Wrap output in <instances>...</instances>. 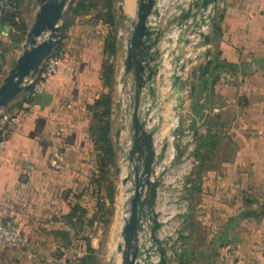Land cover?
I'll return each mask as SVG.
<instances>
[{
    "label": "crops",
    "instance_id": "obj_1",
    "mask_svg": "<svg viewBox=\"0 0 264 264\" xmlns=\"http://www.w3.org/2000/svg\"><path fill=\"white\" fill-rule=\"evenodd\" d=\"M15 1L12 19L24 9L34 10L32 24L24 22L28 31L38 5L35 0ZM137 1L122 0L130 22ZM218 6L208 86L196 83L190 100L185 90V133L198 131L217 142L212 153L202 151L206 167L189 194L185 263L264 264V0H220ZM106 35L107 27L91 16L78 21L63 42L56 74L35 85L31 104L19 96L3 115L7 130L0 144V226H16L24 242L8 246L0 239V264H64V258L55 257L62 243L52 233L67 229L63 218L88 182L82 181L85 167L95 162L90 139L94 121L87 106L103 93ZM18 36L2 24L0 85L21 54L24 42L17 44ZM169 88L161 96H168ZM119 91L112 113L120 109V121L129 123L124 114L128 98ZM194 101L201 117L192 113ZM175 104L173 99L168 105L164 132L176 123L171 112ZM115 126L112 139L119 137ZM71 252L83 256L75 243Z\"/></svg>",
    "mask_w": 264,
    "mask_h": 264
},
{
    "label": "water",
    "instance_id": "obj_2",
    "mask_svg": "<svg viewBox=\"0 0 264 264\" xmlns=\"http://www.w3.org/2000/svg\"><path fill=\"white\" fill-rule=\"evenodd\" d=\"M38 12L28 30L22 51L14 67L0 85V117L20 95L32 92L36 78L45 62L61 43L62 20L72 0H35ZM188 1V2H187ZM220 0H138L127 55L124 60L123 86L131 87L129 121L130 149L124 163L129 173L123 180L127 187V206L122 220V243L117 246L120 264H186L185 242L188 235H179V250L173 237L163 235L164 224L159 221L157 203L164 176L181 164L189 150L186 135L196 143L198 131L185 133L183 122L185 90L194 97L196 83L206 89L213 64L211 36L199 33L201 48L205 49V64L194 67L191 59L196 47L190 49L194 35L208 21L214 24ZM185 3H187L185 5ZM6 21L12 14L5 15ZM173 29L181 32L175 38ZM174 45V48L172 46ZM170 84L169 95L161 96ZM175 117L176 130L168 129L165 114L168 105ZM184 133L179 136L178 130ZM175 155L170 161L168 156ZM190 181H187L189 184ZM188 224L185 226L188 230Z\"/></svg>",
    "mask_w": 264,
    "mask_h": 264
},
{
    "label": "trees",
    "instance_id": "obj_3",
    "mask_svg": "<svg viewBox=\"0 0 264 264\" xmlns=\"http://www.w3.org/2000/svg\"><path fill=\"white\" fill-rule=\"evenodd\" d=\"M17 3L14 0V8L12 11L17 9ZM102 3L104 12L99 11L98 6ZM116 0H72L68 6L67 11L64 14L62 20V33H61V43L56 49L54 54L51 56L53 58L60 59L63 52V42L67 38V33L69 30L83 17H88L94 14V19L101 22L102 25L107 27V35L104 39L103 46V64H102V74L101 80L103 82V93L98 100L95 101L93 105L87 106L88 112H90L94 125L90 129V139L93 143L95 162L94 169L92 171V176L88 183H82L81 192L79 198L75 197V203L71 208L68 215L64 216V223L67 229L54 231L52 234L55 238H60L62 245H58L55 249V257L60 259L64 258V264H98L99 256L97 250L93 247L91 237L88 234V230L93 227L96 222L95 214L91 216V211L85 206L86 196L90 191L92 194L97 195L100 193L105 176L107 174V167L109 163H113L116 157L115 145L112 139V105L113 98L112 94L115 87V74L116 69L114 66V58L117 54L118 49V34L116 31V21H117V11L115 8ZM216 14L214 18V24L212 26L213 37L217 36L219 32V27L217 24ZM2 24H9L10 27L19 34V39L16 40L17 44L24 42L27 26L21 20L19 15H14L13 19L8 23L6 19L2 21ZM45 78L43 72L36 78V84ZM210 78V75L207 77ZM198 85L201 82L197 83ZM197 84L195 85L197 87ZM34 91L28 94H22L24 98V103H32V94ZM194 98V97H192ZM201 107L195 103L192 104V113L201 117L202 115ZM3 116L0 117V144L5 139V132L7 128L2 125L1 120ZM184 125V122L183 124ZM193 129V127H192ZM184 133L183 128L178 130V135L181 136ZM215 136H198L196 140L194 158L197 162L195 166V172L192 174L195 178L200 177L201 173L206 167V156L203 150L208 149L210 153L216 148ZM190 188L194 189L192 184L195 182L192 177L189 179ZM109 203L113 205L114 198L111 193L108 197ZM99 205V204H98ZM99 211L103 209V204L98 208ZM191 210V206H190ZM190 218V213L188 219ZM7 226V225H4ZM190 226V225H189ZM78 245V251L83 253V256H79L76 252H71L73 250V244ZM73 255L75 258L73 260L69 259V256Z\"/></svg>",
    "mask_w": 264,
    "mask_h": 264
},
{
    "label": "rangeland",
    "instance_id": "obj_4",
    "mask_svg": "<svg viewBox=\"0 0 264 264\" xmlns=\"http://www.w3.org/2000/svg\"><path fill=\"white\" fill-rule=\"evenodd\" d=\"M121 4H122V0H116L115 8L117 11L116 31L118 34V40H117L118 49H117V54L114 58V66L116 69V74H115L116 80H115V87L112 94V98H114V100L115 99L118 100L117 97L118 89L120 90L118 92L120 93V96L122 97L127 96L128 98V102L126 104L127 109L125 110L124 114L127 116V119H129L130 121L131 100H130L129 92L131 91V87L128 86L125 88L123 86V74H124L123 63L127 55L128 39L130 37V32H131V22L123 15ZM98 9L99 11L104 12L102 3L100 4V6H98ZM33 12L34 10L32 9H26V10L24 9L22 12L23 14H21L20 17L21 20L23 22H26L28 20L29 24H32ZM91 18H94V14L91 15ZM80 20H84V17L81 18ZM120 100L122 99L120 98ZM120 100L119 102H121ZM6 111L7 109L3 110L1 116H3L6 113ZM113 114L114 113H112V117ZM114 115L115 118L111 119L112 126L114 127L117 124V126L115 127L118 128V132H119V137L116 139L114 136L113 138L115 141L114 145L116 150V157L113 163L108 164V167L106 169L107 174L105 176L103 187L100 193L94 195L92 194V191H90V193L87 194L85 200L86 201L85 206L91 211V214L92 213L95 214L96 217L95 224L87 232L91 237L93 246H95L97 250V254L99 256L98 264H120V258L117 254L116 249L117 246L122 243V237H121L122 220L127 206V199H126L127 187L123 186V180L127 176L128 168L127 165L125 166V163L123 162V158L126 154V151L129 148L130 125L129 123H127L126 118L124 119V121H120L121 120L120 109ZM175 128L176 126L174 125L171 129L176 130ZM164 134H166V132H164ZM188 137L191 138V136ZM195 168L193 169L192 174H194ZM85 169H86L85 174H83L84 179H82V181H89L92 176L94 164H92L91 166L90 165L86 166ZM179 174H180L179 169L175 170L172 177H175ZM192 174L190 178L192 177V179L195 180V177L192 176ZM111 193L113 194V198H114L113 205L109 203V199H108ZM189 203L191 206L190 196H189ZM102 204H103V209L99 211L98 208ZM93 214L91 216H93Z\"/></svg>",
    "mask_w": 264,
    "mask_h": 264
},
{
    "label": "built area",
    "instance_id": "obj_5",
    "mask_svg": "<svg viewBox=\"0 0 264 264\" xmlns=\"http://www.w3.org/2000/svg\"><path fill=\"white\" fill-rule=\"evenodd\" d=\"M188 2V1H187ZM187 3H185L186 5ZM14 0H0V30L2 29V21L5 19L7 13H11L14 8ZM181 32L180 29H173L171 35L177 37ZM199 33L212 35V26L208 21L206 24L198 30L194 35H190V49L196 47V52L192 53L191 59L193 65L196 67L205 64V49L199 46L200 38ZM59 65L57 58L50 57L44 64L42 71L44 77H50L56 74ZM7 121V117H3L1 121ZM184 144L189 145V150L185 154L180 165L175 166L164 176L163 184L159 190L157 213L159 221L164 224L163 235L166 237H173L176 242V247L179 250L180 241H177L179 235H188V230L185 226L188 224V216L190 213L189 203V188L190 183L187 181L190 179L193 169L196 166V160L194 158L195 144L192 143V139L186 135L183 139ZM130 149L126 151L124 159L128 155ZM175 155L171 150L168 156L167 165L173 159ZM126 166V164H125ZM180 170V174L172 177L175 170ZM0 239L8 246H17L24 242V238L21 235L19 229L14 225L0 226Z\"/></svg>",
    "mask_w": 264,
    "mask_h": 264
},
{
    "label": "bare ground",
    "instance_id": "obj_6",
    "mask_svg": "<svg viewBox=\"0 0 264 264\" xmlns=\"http://www.w3.org/2000/svg\"><path fill=\"white\" fill-rule=\"evenodd\" d=\"M127 168H128V167H127ZM127 170H128V169H127ZM179 171H180V170H179ZM124 173H125V172H124ZM128 173H129V170H128ZM128 173H127V174H128Z\"/></svg>",
    "mask_w": 264,
    "mask_h": 264
}]
</instances>
